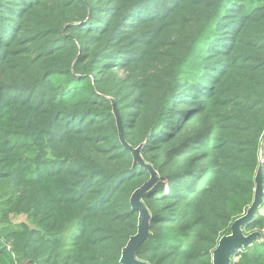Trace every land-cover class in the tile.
Segmentation results:
<instances>
[{
    "label": "trees",
    "instance_id": "obj_1",
    "mask_svg": "<svg viewBox=\"0 0 264 264\" xmlns=\"http://www.w3.org/2000/svg\"><path fill=\"white\" fill-rule=\"evenodd\" d=\"M119 121L137 257L213 264L264 189V0H0V264H122ZM242 228L264 264V194Z\"/></svg>",
    "mask_w": 264,
    "mask_h": 264
},
{
    "label": "water",
    "instance_id": "obj_2",
    "mask_svg": "<svg viewBox=\"0 0 264 264\" xmlns=\"http://www.w3.org/2000/svg\"><path fill=\"white\" fill-rule=\"evenodd\" d=\"M120 125V132H121V139L124 145L129 148L136 160L146 168H148L151 172V178L145 182L140 188H138L131 197L132 207L139 211V226L138 232L136 235L132 236L128 241L127 245L123 249L121 263L122 264H150L146 261H143L137 257V250L142 244V242L147 238L149 235V227L151 222V215L142 201V195L152 187L154 182L157 180L158 175L152 165L147 164L141 153L138 149L131 147L123 133V128L121 121H119ZM259 204L257 201L253 202L251 208L248 212L238 218L232 225V233L230 235H225L219 241L218 246L215 248L213 252V264H232V256L234 252L244 246L249 245L254 241L256 238L255 235H245L243 226L244 224L249 221L254 215L258 208Z\"/></svg>",
    "mask_w": 264,
    "mask_h": 264
},
{
    "label": "rangeland",
    "instance_id": "obj_3",
    "mask_svg": "<svg viewBox=\"0 0 264 264\" xmlns=\"http://www.w3.org/2000/svg\"><path fill=\"white\" fill-rule=\"evenodd\" d=\"M260 156H261V161L263 162L264 160V141L261 143V149H260ZM255 180H256V187H255V195H254V200L253 202L257 201V203L261 204V200L263 198V192H264V189H263V180H262V167H260L258 169V171L256 172V175H255ZM252 206V205H251ZM251 206L249 207V209L251 208ZM258 206V207H259ZM248 209V210H249ZM24 219V216H20L17 218V220H22ZM255 235L256 237L260 236V232L259 231H254L248 235Z\"/></svg>",
    "mask_w": 264,
    "mask_h": 264
}]
</instances>
